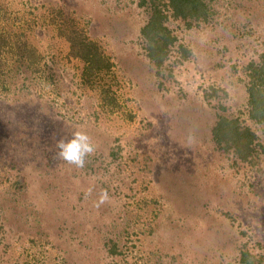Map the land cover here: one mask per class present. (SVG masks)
<instances>
[{"label":"rangeland","instance_id":"obj_1","mask_svg":"<svg viewBox=\"0 0 264 264\" xmlns=\"http://www.w3.org/2000/svg\"><path fill=\"white\" fill-rule=\"evenodd\" d=\"M200 3L0 0V264H264V0ZM222 118L254 134L245 160ZM77 130L96 146L80 169L56 148Z\"/></svg>","mask_w":264,"mask_h":264},{"label":"trees","instance_id":"obj_2","mask_svg":"<svg viewBox=\"0 0 264 264\" xmlns=\"http://www.w3.org/2000/svg\"><path fill=\"white\" fill-rule=\"evenodd\" d=\"M200 2L201 0H169V4L174 8V13L176 15L180 14L179 7H187L188 9L194 10L201 5ZM157 12L158 11L156 10V13ZM158 17L159 14L156 17L154 11L152 19L141 30V33L144 36H147L149 43L158 36L160 33L159 31L163 30ZM170 40L166 43H169ZM151 50L149 58L154 60L155 54L157 53L154 54L153 51L155 50L156 52H159L162 50V47L156 49L151 48ZM74 52L76 56L81 57L87 63L86 67L90 72L98 74V72L100 73V71L109 70L111 67L110 62L103 56H100L97 48L87 42L79 43ZM252 66H254V75L253 81L248 90V102L250 105L249 116L256 122H264V63H255L252 64ZM234 124L235 120H229L227 118L220 119L213 130L214 138L216 139V142L219 143L226 137V140L231 142V145L229 146H233L235 152L245 160L252 153L254 134L248 128ZM244 261L245 258L242 256V262Z\"/></svg>","mask_w":264,"mask_h":264},{"label":"clouds","instance_id":"obj_3","mask_svg":"<svg viewBox=\"0 0 264 264\" xmlns=\"http://www.w3.org/2000/svg\"><path fill=\"white\" fill-rule=\"evenodd\" d=\"M57 156L69 165L80 169L85 166L86 158L92 155L96 146L90 136L84 131H73L67 138H60L56 141ZM91 192V189L88 190ZM110 200L107 190L101 189L95 206L108 202Z\"/></svg>","mask_w":264,"mask_h":264}]
</instances>
